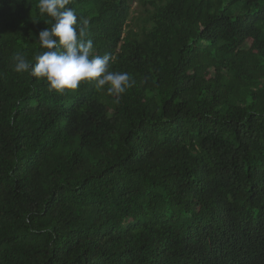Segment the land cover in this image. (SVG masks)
<instances>
[{"label":"trees","instance_id":"16d2710c","mask_svg":"<svg viewBox=\"0 0 264 264\" xmlns=\"http://www.w3.org/2000/svg\"><path fill=\"white\" fill-rule=\"evenodd\" d=\"M37 4L0 0V264H264V0H70L118 102L14 71Z\"/></svg>","mask_w":264,"mask_h":264},{"label":"clouds","instance_id":"9594fccd","mask_svg":"<svg viewBox=\"0 0 264 264\" xmlns=\"http://www.w3.org/2000/svg\"><path fill=\"white\" fill-rule=\"evenodd\" d=\"M70 0H38L40 14L51 18V26L38 33L39 47L46 49L34 58V63L21 54L13 57L14 71L42 79L49 91L62 93L77 89L81 81L106 87L108 95L119 97L134 86L128 72L110 70V54L92 55L93 43L85 39L89 22L78 23L76 11L67 7Z\"/></svg>","mask_w":264,"mask_h":264},{"label":"rangeland","instance_id":"374dc122","mask_svg":"<svg viewBox=\"0 0 264 264\" xmlns=\"http://www.w3.org/2000/svg\"><path fill=\"white\" fill-rule=\"evenodd\" d=\"M146 14L147 13L143 5H141L140 3L134 4L132 13L130 14L128 19V23L130 27L133 30L137 31L142 26L144 20L146 19Z\"/></svg>","mask_w":264,"mask_h":264}]
</instances>
